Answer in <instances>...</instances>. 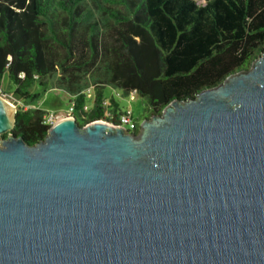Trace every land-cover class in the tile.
<instances>
[{
    "label": "water",
    "instance_id": "95a60500",
    "mask_svg": "<svg viewBox=\"0 0 264 264\" xmlns=\"http://www.w3.org/2000/svg\"><path fill=\"white\" fill-rule=\"evenodd\" d=\"M0 96V264H264V52L138 131L16 136Z\"/></svg>",
    "mask_w": 264,
    "mask_h": 264
},
{
    "label": "trees",
    "instance_id": "16d2710c",
    "mask_svg": "<svg viewBox=\"0 0 264 264\" xmlns=\"http://www.w3.org/2000/svg\"><path fill=\"white\" fill-rule=\"evenodd\" d=\"M263 52L264 0H0V89L16 106L12 132L30 144L49 128L35 102L54 73L74 95L80 126L116 124L122 111L112 100L105 114L104 84L136 92L159 114ZM35 83L40 90L30 92ZM89 86L95 97L86 110Z\"/></svg>",
    "mask_w": 264,
    "mask_h": 264
},
{
    "label": "rangeland",
    "instance_id": "374dc122",
    "mask_svg": "<svg viewBox=\"0 0 264 264\" xmlns=\"http://www.w3.org/2000/svg\"><path fill=\"white\" fill-rule=\"evenodd\" d=\"M48 82L51 88L35 102V105L40 108L45 115L52 114L53 120L55 121L63 117L68 112L70 100L73 99L74 95L64 91L60 87L57 74L54 73L48 77ZM2 87L6 90L8 89L6 74H4L2 78ZM39 90L40 86L36 83L29 88L30 92H37ZM84 92L87 100L86 110H88L93 105L95 87L89 86L84 90ZM101 94L106 102V105L104 106L105 114L108 113L109 109H112L113 100L117 104L118 109L121 111H131L132 118L136 121L138 127L143 119L151 115L147 99L140 96L136 92L125 93L123 90L114 85L104 84L101 87ZM7 100L15 106L11 99ZM77 121H81L80 116H77Z\"/></svg>",
    "mask_w": 264,
    "mask_h": 264
},
{
    "label": "built area",
    "instance_id": "2783aa9c",
    "mask_svg": "<svg viewBox=\"0 0 264 264\" xmlns=\"http://www.w3.org/2000/svg\"><path fill=\"white\" fill-rule=\"evenodd\" d=\"M132 92H134V91H132ZM0 96L7 99L5 93H3L1 89H0ZM104 104H106V102H104ZM71 115H72V106L69 105L68 112L64 116H71ZM43 118H44V122L46 124H48L49 126L56 121V120L55 121L53 120L52 114H49V115L44 114ZM100 120L108 121L105 119H100ZM108 122H110V121H108ZM116 124L126 128L128 131H134V128L137 125L136 121H134L132 118V113L130 110L122 111V114L119 115L118 122Z\"/></svg>",
    "mask_w": 264,
    "mask_h": 264
}]
</instances>
